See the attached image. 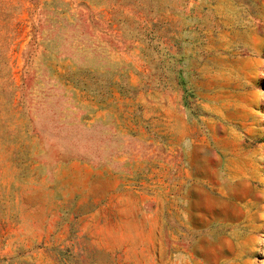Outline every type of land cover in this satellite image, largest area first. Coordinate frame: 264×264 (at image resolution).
Instances as JSON below:
<instances>
[{
	"label": "rangeland",
	"instance_id": "rangeland-1",
	"mask_svg": "<svg viewBox=\"0 0 264 264\" xmlns=\"http://www.w3.org/2000/svg\"><path fill=\"white\" fill-rule=\"evenodd\" d=\"M217 182L264 264V0H0V264L194 263Z\"/></svg>",
	"mask_w": 264,
	"mask_h": 264
},
{
	"label": "crops",
	"instance_id": "crops-1",
	"mask_svg": "<svg viewBox=\"0 0 264 264\" xmlns=\"http://www.w3.org/2000/svg\"><path fill=\"white\" fill-rule=\"evenodd\" d=\"M216 170V168H215ZM209 186L211 188H209ZM222 188L223 185L219 182L216 184H208V187L206 188V195L207 197H211L210 202H207V205L205 206L206 209L203 207L201 215H202V223H204V233L200 236V242L197 243L194 247L191 248L190 254L192 257H194L195 261L193 263V260L190 261V264H210L207 258L204 256L207 251H211L214 253H219L221 249V245L223 243H232V237L223 234V235H214L209 231V226L212 224L217 223H226L224 219H221V202H222ZM216 197V199L213 198ZM210 224V225H209ZM203 227V226H202ZM227 241V242H224ZM143 243V249H145V246L147 245V248L150 249V243ZM154 246V245H153Z\"/></svg>",
	"mask_w": 264,
	"mask_h": 264
}]
</instances>
